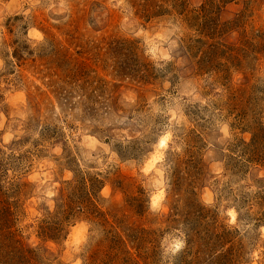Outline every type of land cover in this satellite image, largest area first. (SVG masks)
Segmentation results:
<instances>
[{
	"label": "rangeland",
	"instance_id": "374dc122",
	"mask_svg": "<svg viewBox=\"0 0 264 264\" xmlns=\"http://www.w3.org/2000/svg\"><path fill=\"white\" fill-rule=\"evenodd\" d=\"M0 264H264V0H0Z\"/></svg>",
	"mask_w": 264,
	"mask_h": 264
},
{
	"label": "clouds",
	"instance_id": "9594fccd",
	"mask_svg": "<svg viewBox=\"0 0 264 264\" xmlns=\"http://www.w3.org/2000/svg\"><path fill=\"white\" fill-rule=\"evenodd\" d=\"M154 203H155V201H154ZM182 246H183V240L182 239H174L171 242V244L169 245V247L173 253L180 250Z\"/></svg>",
	"mask_w": 264,
	"mask_h": 264
}]
</instances>
